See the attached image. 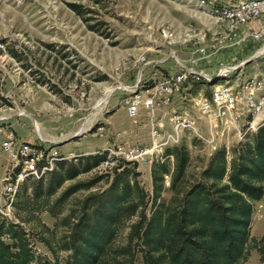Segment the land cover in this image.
Here are the masks:
<instances>
[{
    "label": "rangeland",
    "instance_id": "1",
    "mask_svg": "<svg viewBox=\"0 0 264 264\" xmlns=\"http://www.w3.org/2000/svg\"><path fill=\"white\" fill-rule=\"evenodd\" d=\"M193 1L0 0V127L31 143L44 141L57 158L66 157L70 151L85 155L88 150L101 153L119 134L124 140L148 144L151 141L149 116L141 110L136 118H131L124 98L128 89L146 81L149 73L175 71L178 64L170 57L172 53H177L181 62L187 63L193 45L169 46L160 33L163 28H171L181 34L190 24L206 30L209 20L194 7ZM70 3L81 5L84 15H79ZM252 53L253 46L248 45L218 57L237 63L247 60ZM142 56L148 61L170 59L160 66L145 69ZM216 66L214 60L201 64L213 74ZM256 67L263 69L264 60H259V66L254 62L248 64L246 74ZM201 89L207 96L211 95L212 88L203 83L195 85L193 94ZM175 104L179 106L178 113L187 112L186 118L194 121L199 131L207 132L206 119L192 100L188 105H181L177 98ZM261 115L264 117V111ZM160 117L158 111L156 118ZM163 121L164 131L172 132L171 113L163 117ZM3 140L0 134V205L5 208L10 197L3 190L4 177L12 164L3 150ZM238 143L236 138L228 136L220 139L218 145L219 148L229 146L231 157ZM181 146H186L190 154L182 182V187H187L201 180L212 152L191 128L183 132L180 143H173L169 148ZM60 160L79 163L78 158L56 159L54 167ZM175 161L174 157L164 162L155 160L151 167L149 164L136 165L141 173L140 184L147 194L148 217L152 214L153 165L165 163L171 173ZM114 168L96 166L66 181L52 200L72 184H87L104 176L91 187L84 186L73 193L55 209L56 215L50 211L51 200L50 207L35 211L31 220L22 222L37 256L47 257L54 263L67 261L71 250L64 246L73 223L82 214L88 198L109 188ZM35 179H28L21 187L30 197ZM170 179L169 184L164 175L161 198L168 204L181 200V181L173 189L172 174ZM13 213L16 222L27 216L18 206H13ZM139 219L140 215L136 214L117 226L116 235L100 264H129L130 260L134 264H144V246L138 238L131 240L133 224ZM263 234L264 198L254 203L248 255L241 264H264L255 245ZM129 246L130 252L126 250Z\"/></svg>",
    "mask_w": 264,
    "mask_h": 264
},
{
    "label": "trees",
    "instance_id": "2",
    "mask_svg": "<svg viewBox=\"0 0 264 264\" xmlns=\"http://www.w3.org/2000/svg\"><path fill=\"white\" fill-rule=\"evenodd\" d=\"M69 6L84 15L81 5ZM14 55L17 56L15 52ZM166 154L176 159L172 181L173 189L181 181V200L171 204L162 201L164 175L169 170L165 163L154 164L152 214L148 217L140 171L136 165L119 162L109 188L88 198L73 223L64 246L71 253L64 264H100L117 226L136 214L140 219L133 224L131 240L138 238L144 246V264H241L246 259L254 203L264 198V123L238 143L231 157L226 147L217 149L201 180L187 187H182L190 162L187 147L168 148ZM78 159L79 163L60 160L52 171L34 178L31 197L26 195V189L21 191L28 179L21 185L13 206L27 216L19 222L0 217V264H60L59 260L54 263L36 255L22 222L31 220L35 211L50 207L52 197L66 181L99 166L106 155L96 153ZM103 177L68 186L51 201L50 211L55 212L73 193L84 186L91 187ZM255 245L264 262V234ZM129 264L134 262L130 260Z\"/></svg>",
    "mask_w": 264,
    "mask_h": 264
},
{
    "label": "built area",
    "instance_id": "3",
    "mask_svg": "<svg viewBox=\"0 0 264 264\" xmlns=\"http://www.w3.org/2000/svg\"><path fill=\"white\" fill-rule=\"evenodd\" d=\"M193 5L209 20L206 30L190 24L181 34L171 28H163L160 33L169 46L176 43L185 47L193 45L187 63H182L177 53H172L170 57H174L178 64L175 71L149 73L146 81L130 87L124 98L131 118H136L141 110L149 116L151 141L148 144L136 143L124 140L119 134L101 152L106 159L98 166L99 169L113 168L119 162L139 165L173 159V155L166 154L167 149L173 143H180L183 132L190 128L208 144L213 154L219 149L220 139L233 136L238 142L244 141L264 123V118L261 119L264 111V68L256 67L246 74L248 64L254 62L259 66V60H264V0H194ZM248 45L253 46V53L247 60L232 63L218 57ZM168 59L148 61L146 56L141 57L145 69L160 66ZM249 59L252 60L247 62ZM213 60L217 61L215 74L201 67L203 62L210 64ZM201 83L212 88L210 96L203 89L193 94L192 89ZM177 98L181 105L191 100L197 105L206 119V133L199 131L195 122L186 118L187 112L178 113ZM158 111L160 118H156ZM169 113L173 130L165 132L163 117ZM0 134L4 136L3 150L12 164L3 186L10 201L5 208L0 205V213L1 217L14 220L13 202L21 185L27 179L40 178L50 172L54 168L53 160L64 157H54L55 153L47 148L44 141L31 143L3 127H0ZM226 148L230 152L229 146ZM170 178L167 174L166 182L169 184Z\"/></svg>",
    "mask_w": 264,
    "mask_h": 264
},
{
    "label": "crops",
    "instance_id": "4",
    "mask_svg": "<svg viewBox=\"0 0 264 264\" xmlns=\"http://www.w3.org/2000/svg\"><path fill=\"white\" fill-rule=\"evenodd\" d=\"M164 111V110H163ZM128 113V112H127ZM166 117V116H165ZM262 118H264V117H262L261 116V119ZM96 151V150H95ZM95 151H90V150H88V151H84L85 153H87V155H90V154H95L94 152ZM85 154H80V153H75V152H73V151H70V154L69 155H67L66 157H64V158H69V157H71V158H74V159H77L78 157H80V156H84ZM63 158V159H64ZM149 166L151 167V164H149ZM173 170H174V166H173V168H172V170H171V173L170 174H168V173H166L165 175H170L171 176V174H172V172H173Z\"/></svg>",
    "mask_w": 264,
    "mask_h": 264
},
{
    "label": "water",
    "instance_id": "5",
    "mask_svg": "<svg viewBox=\"0 0 264 264\" xmlns=\"http://www.w3.org/2000/svg\"><path fill=\"white\" fill-rule=\"evenodd\" d=\"M252 59H249L247 62H250Z\"/></svg>",
    "mask_w": 264,
    "mask_h": 264
}]
</instances>
